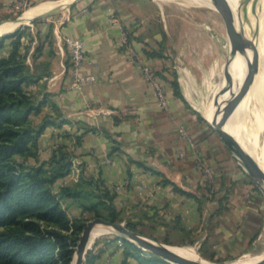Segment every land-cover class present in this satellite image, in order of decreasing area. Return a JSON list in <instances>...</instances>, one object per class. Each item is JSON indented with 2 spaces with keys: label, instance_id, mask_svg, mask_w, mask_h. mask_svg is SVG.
I'll use <instances>...</instances> for the list:
<instances>
[{
  "label": "crops",
  "instance_id": "1",
  "mask_svg": "<svg viewBox=\"0 0 264 264\" xmlns=\"http://www.w3.org/2000/svg\"><path fill=\"white\" fill-rule=\"evenodd\" d=\"M17 2L0 0V38L12 36L22 26L38 20L22 25L17 22L26 13L19 18L12 16ZM52 3L57 2L39 5ZM63 16V23L55 29L50 23L55 32L53 43H45L43 52L36 57L33 48L28 58L34 71L39 66L49 68L48 76L27 88L35 96L45 90L42 98L47 96V103L38 115L40 121L48 115L68 121L48 127L40 139V146L49 151L66 146L75 155L73 172L58 180L55 189L73 186L84 169L87 176H100L111 193L116 194L118 212L136 222L143 235L159 244L198 245L210 259L238 257L253 250L260 254L262 250L257 249L255 237L261 227L263 209L257 191L247 184L242 169L241 172L233 163L227 164L231 180L241 186L232 187L233 196L223 208L216 200L202 201L190 190L189 182L200 181L202 177L198 160L214 165L225 154L205 122L208 106L202 88H198V78L191 86L186 85L185 74L191 72L197 77L195 69H184L179 79L183 101L175 95L166 72L164 77L156 76L157 80L151 81L145 75L146 66L130 58L127 47L122 45L123 35L136 33L140 24L122 14L115 3L82 0ZM8 23L15 28L6 29ZM67 38L84 42L87 57L84 73L96 79L82 90L72 83ZM8 51L7 47L0 55ZM150 64L153 68L147 66L152 70L170 69L168 63L156 59H151ZM201 69H196L198 74ZM158 86L165 92V105L159 98ZM80 136L82 143L77 146L76 139ZM64 203L77 214L75 218L91 216L72 200ZM124 251V247L113 243L106 247L105 254L93 256L90 264L108 252H115L116 257L121 255L119 264H123ZM127 264L139 262L129 258Z\"/></svg>",
  "mask_w": 264,
  "mask_h": 264
},
{
  "label": "trees",
  "instance_id": "2",
  "mask_svg": "<svg viewBox=\"0 0 264 264\" xmlns=\"http://www.w3.org/2000/svg\"><path fill=\"white\" fill-rule=\"evenodd\" d=\"M24 34L19 30L0 38V51L9 48L6 55H0V264H73L87 220L71 218L64 201L72 200L83 213L117 223L120 213L115 206L116 194L100 176H87L84 169L73 186L55 189L58 180L73 172L75 155L60 146L49 159L40 160V139L45 130L68 121L53 115L34 121L32 116L41 113L47 96L40 101L27 88L38 84L49 72L43 66L34 71L28 64ZM172 85L175 95L185 101L179 83ZM81 143L82 137H77V146ZM30 159L36 164L30 165ZM126 226L139 232L135 223L129 221ZM115 239L124 244L123 264L129 258L139 264H172L154 255H143L127 240ZM92 258L88 257L90 262Z\"/></svg>",
  "mask_w": 264,
  "mask_h": 264
},
{
  "label": "rangeland",
  "instance_id": "3",
  "mask_svg": "<svg viewBox=\"0 0 264 264\" xmlns=\"http://www.w3.org/2000/svg\"><path fill=\"white\" fill-rule=\"evenodd\" d=\"M60 1L63 0H42L39 2L31 1L26 7H22L20 10L14 11L15 14L12 13V16L19 18L25 12L27 13L30 11V9L41 3ZM81 1L82 0H78L74 4L76 5ZM102 1L113 4L115 3V6L121 11L122 14L131 16L132 22L140 24V27L136 29V33L127 32L123 35L122 45L123 47H127L130 58L148 67L151 71H153V73L156 74L158 78L164 77V72H166L169 76L171 84L175 81L179 83V79L181 78L184 69H195V72L193 73H196L198 75L197 77L194 76L195 74L192 75L191 72L190 74L184 73L185 76H188L186 85L191 86V83L195 82V80L198 78V88H202V92H204L202 94H204L206 97L207 106H209L212 99L215 97L218 98V102H221L219 97L220 85L224 78L226 63L232 51L233 39V29L231 28L225 16V9L228 5V0ZM243 1L247 2L248 0ZM90 5L91 4H89V7ZM70 7L61 11H57L48 17L38 19L35 22H31L28 25L22 26L20 28V30L24 31L25 33L22 41L23 44L27 46L29 53L33 48L35 49L34 55L37 53H42L45 43H53L55 32L53 34V29H50V23H52V28L54 29L57 25H61L65 19L63 14L66 13ZM55 8L56 7L53 9ZM232 10L234 15L237 17L235 10ZM262 21L264 23V10L262 11ZM238 39L240 40L241 37L238 36ZM38 49L39 51H37ZM151 59L161 61L163 64L168 63L170 69L162 70L161 68L159 71L156 69L152 70L153 67L150 64ZM147 65H150L152 68ZM198 67L203 69L199 70V74L196 70ZM258 72L261 73V80L258 82V86L255 88V78L256 75L259 74ZM263 73L264 65L261 68L259 66L253 76H248L247 74L245 75L247 79L249 78L248 82L251 86L248 102V105H250L248 107V112L245 119V127L247 129L250 142L254 145L257 154L260 156L264 154ZM233 83H235V81ZM203 86L206 88V90L205 88L203 90ZM180 90H182L181 86ZM44 92L45 90L42 89L40 94L36 97L41 99ZM32 117L34 121L40 122L41 117L35 115ZM205 122L210 126L213 136L218 139L219 143L222 145L225 154L222 156L223 159L217 158L215 160L213 163L215 166L208 163L207 161L205 164L203 161L198 160V162H200L199 172L200 175H202L201 180H196V182L190 181L189 186L190 190L201 197L202 201L213 202V200H216L215 202L218 201L220 203V208H223L233 193L232 187L241 186V183L238 184L231 180L232 175L228 173L227 164L233 163L236 166V169L239 171H241V168L224 143L215 124L207 118ZM52 153V151L44 148V146H40L39 154L41 161L49 159ZM28 163L30 165H34L36 164V161L34 159H30ZM242 173L245 175L244 179L247 184L250 185L251 189L257 191L259 200H261L260 205L263 209L262 213H260L262 215V223L255 237L256 247L258 250H262L261 253L257 254V251L253 250L251 253H246L238 257H229L227 259H210L208 254H205L201 249L198 248V245H184L178 247L188 248L197 257L202 259V261L209 262H231L234 260H246L256 258L264 253V193L253 183L249 177L246 176L244 172ZM76 180H78V177H76ZM236 193H238V191H236ZM238 197L242 198L243 196ZM255 204L257 203L255 202ZM64 206L68 210V215L71 218H75L74 215L77 214L72 212L71 206H69L67 203H64ZM76 206L79 207L78 205ZM87 217L85 218L84 216H81V218H85L87 220L85 228L89 227L90 224L97 220L109 222L104 219H97L93 214ZM127 218L128 217L121 212L120 221L117 223L127 225V222L130 221ZM133 223L136 224V222ZM92 226L93 229L101 227L96 226V224H93ZM139 230L141 229H138V231ZM143 230L146 231L144 228ZM113 243L119 248L124 247L123 242L121 240L115 239V236L103 235L98 237L90 246L88 257L90 255L92 257L101 256L104 253L106 247L109 245L112 246ZM142 254L145 256L151 255L149 252L144 250H142ZM106 255L107 256L102 257V259H98L95 264H119V261L121 260L120 258H122L121 255L116 257L115 252H108ZM88 257L84 264L91 263ZM116 258L119 260H116ZM106 261L107 263H105Z\"/></svg>",
  "mask_w": 264,
  "mask_h": 264
},
{
  "label": "bare ground",
  "instance_id": "4",
  "mask_svg": "<svg viewBox=\"0 0 264 264\" xmlns=\"http://www.w3.org/2000/svg\"><path fill=\"white\" fill-rule=\"evenodd\" d=\"M74 1L76 0H63L52 4H42L28 11L27 14L23 15L22 18L20 19L21 21H23V24H25L27 21H30L34 17L42 14V12H45L49 9H53L54 7H58L60 5L61 6L68 5ZM239 2L240 0H228L227 10H226L227 16L231 20L234 26L237 43H241L243 41L245 33L247 31V23L245 19L243 17L238 16L236 12V8L238 7ZM244 5L249 15V18L251 20L254 19L253 30L255 32V40H254V46L252 48H248L241 56H237L232 64L231 71L235 83H233L230 91L231 116L227 123L226 129L229 132L230 141H232L237 146L245 162L251 167V169L257 175H259V177H261L264 180V154L262 156L257 154L254 145L250 142L247 129L245 127L246 124L245 119L248 112V107L250 105V104L248 105V102H249V94L251 90L250 83L248 82L249 78L247 79L245 75L247 74L248 67L251 61L254 60L251 70L252 75L255 74L254 72H256L259 66L261 68L264 65V23L262 21L264 0H250L249 2H246ZM232 9L235 10V13L238 18L234 15ZM19 23L22 24L21 22ZM9 24L11 23H8V25ZM7 27L9 28L11 27V29L15 28L14 25L11 26L9 25L6 26L5 28L7 29ZM5 28H2L1 30L2 33L5 32ZM238 36L241 37L240 40L238 39ZM260 80H261V73L256 75L255 88L258 86V82ZM206 117L211 122H213L218 129H221L222 113H221V105L220 102H218L217 97L213 98L212 102L208 106V109L206 111ZM94 229L97 231L95 238L96 240L98 237L101 236L100 233H102L101 231L102 228L97 227ZM95 240L93 239V241L87 244V249L90 247V245H92V243ZM160 246L165 251L176 257L186 260H192V261H202V259L197 257L188 248L173 247L162 244ZM262 258H264V255H260L252 259L239 260L237 261L238 262L237 264H251L253 261H257Z\"/></svg>",
  "mask_w": 264,
  "mask_h": 264
},
{
  "label": "water",
  "instance_id": "5",
  "mask_svg": "<svg viewBox=\"0 0 264 264\" xmlns=\"http://www.w3.org/2000/svg\"><path fill=\"white\" fill-rule=\"evenodd\" d=\"M76 1L68 5L58 6L55 9H50L48 11H45L44 13L31 19V21L39 18L48 17L57 11L72 6ZM249 1L250 0H248L247 2ZM245 3L246 1L240 0L239 5L236 8V12L238 16L243 17L247 23V31L241 43H237L236 41L234 26L231 20L227 16L226 13L227 7L225 9V16L231 28L233 29V39H232V51L226 63L224 78L220 86L219 97L221 99L220 105H221V113H222V125H221V129H218L217 127L216 128L221 134V137L224 143L226 144V146L228 147L229 151L238 162L240 168L243 170L246 176L249 177L253 181V183L264 193V180L261 177H259V175H257L251 169V167L245 162L237 146L232 141H230L229 132L226 129L227 123L231 116L230 91L234 82L233 74L231 71L232 64L237 56H241L248 48H252L254 46V40H255V32L253 30L254 19L251 20L249 18V15L244 5ZM17 22H21L23 24V21H21L20 19H18ZM253 63L254 60L251 61L249 64L247 71L248 76H253L251 74ZM93 224H96V226H101L102 228L101 229L102 233H100L101 236L112 235L115 237L123 238L129 241L130 243L134 244L135 246H137L139 249L147 251L151 255L160 257L172 264H237L238 263L237 261H239V260H234L231 262H209V261H192V260L182 259L168 253L160 246L161 244L146 237L142 233L130 230L129 228H127L125 224L97 220L94 223L90 224L89 227L85 228L83 233L81 234L80 240L76 247L73 264H84L86 262L90 250V247L87 249V244L93 241V239L95 240L97 234V231L92 228ZM251 264H264V258L259 259L257 261H253Z\"/></svg>",
  "mask_w": 264,
  "mask_h": 264
},
{
  "label": "built area",
  "instance_id": "6",
  "mask_svg": "<svg viewBox=\"0 0 264 264\" xmlns=\"http://www.w3.org/2000/svg\"><path fill=\"white\" fill-rule=\"evenodd\" d=\"M31 1L32 0L18 1L15 6V11L20 10L22 7H26ZM66 44L68 46L71 57V79L73 86L76 89L82 90L96 81L93 75L84 73L85 63L87 59L84 42L80 39L67 38ZM145 75L151 81L157 80L156 74L153 73V71H151L148 67H145ZM157 92L162 104L165 105V92L161 86L157 87Z\"/></svg>",
  "mask_w": 264,
  "mask_h": 264
}]
</instances>
